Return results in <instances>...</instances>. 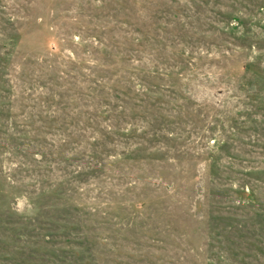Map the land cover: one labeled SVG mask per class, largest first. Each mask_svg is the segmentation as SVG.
Segmentation results:
<instances>
[{
	"label": "rangeland",
	"instance_id": "1",
	"mask_svg": "<svg viewBox=\"0 0 264 264\" xmlns=\"http://www.w3.org/2000/svg\"><path fill=\"white\" fill-rule=\"evenodd\" d=\"M0 264H264V0H0Z\"/></svg>",
	"mask_w": 264,
	"mask_h": 264
}]
</instances>
